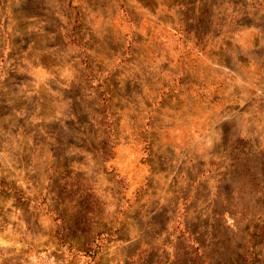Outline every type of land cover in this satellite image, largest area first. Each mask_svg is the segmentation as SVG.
<instances>
[{
  "label": "rangeland",
  "instance_id": "obj_1",
  "mask_svg": "<svg viewBox=\"0 0 264 264\" xmlns=\"http://www.w3.org/2000/svg\"><path fill=\"white\" fill-rule=\"evenodd\" d=\"M0 264H264V0H0Z\"/></svg>",
  "mask_w": 264,
  "mask_h": 264
}]
</instances>
